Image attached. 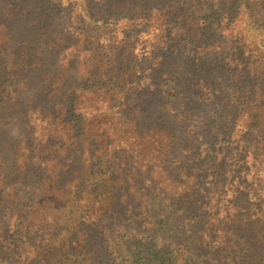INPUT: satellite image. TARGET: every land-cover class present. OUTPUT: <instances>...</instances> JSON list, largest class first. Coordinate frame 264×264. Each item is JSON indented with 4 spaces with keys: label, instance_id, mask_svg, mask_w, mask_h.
Returning <instances> with one entry per match:
<instances>
[{
    "label": "trees",
    "instance_id": "trees-1",
    "mask_svg": "<svg viewBox=\"0 0 264 264\" xmlns=\"http://www.w3.org/2000/svg\"><path fill=\"white\" fill-rule=\"evenodd\" d=\"M195 247L264 264V0H0V264Z\"/></svg>",
    "mask_w": 264,
    "mask_h": 264
},
{
    "label": "rangeland",
    "instance_id": "rangeland-1",
    "mask_svg": "<svg viewBox=\"0 0 264 264\" xmlns=\"http://www.w3.org/2000/svg\"><path fill=\"white\" fill-rule=\"evenodd\" d=\"M62 26H64V27L67 26V27H69V29L75 30L74 29V25L73 26H70V24L66 25V24L62 23ZM80 44H83V43L78 42L77 45H80ZM79 49H82V48H79ZM205 211H208V209L206 208ZM162 213L164 214V212H162ZM162 213L160 215H162ZM128 221H130V218L128 220H126L127 223H129ZM170 224H172V223H170ZM170 224L163 223V224H160L159 225L160 226V230H159L158 237H160L162 235H165V237H166L165 242L170 243V245H171L172 248L180 247L181 246L180 244H174L173 243V240H171V239L168 238L169 233H170V230H171V227H172V225H170ZM128 225L129 224H127V226ZM146 225L147 224H144L142 226L143 227H146ZM137 227L138 226L136 224H133V228L131 230L135 232V230H136ZM131 236H133V235H132L131 232H129V234H127V236L124 237L123 242L125 243L126 240H129V238H131ZM119 241H120V243H122V241L120 240V238H119ZM99 246H101V243H99ZM183 253H184V249H178L177 250V254H180L181 256H184ZM193 254L195 255V258H193V261H192L193 264H207V262L203 259L202 255L198 252L197 247H195V251L193 252ZM104 256H107V258L110 259V260L115 259L118 264H139V262H135V259L136 258H133L132 255H131V252H129L127 250L126 251L122 250L120 253H117V252L114 253L113 252L112 254H109V253H105L104 252ZM150 264H152V263H150Z\"/></svg>",
    "mask_w": 264,
    "mask_h": 264
}]
</instances>
